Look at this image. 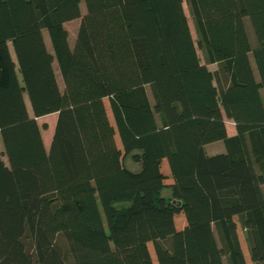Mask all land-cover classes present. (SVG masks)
<instances>
[{
	"label": "trees",
	"instance_id": "1",
	"mask_svg": "<svg viewBox=\"0 0 264 264\" xmlns=\"http://www.w3.org/2000/svg\"><path fill=\"white\" fill-rule=\"evenodd\" d=\"M83 1L0 0V264H264V0Z\"/></svg>",
	"mask_w": 264,
	"mask_h": 264
},
{
	"label": "rangeland",
	"instance_id": "2",
	"mask_svg": "<svg viewBox=\"0 0 264 264\" xmlns=\"http://www.w3.org/2000/svg\"><path fill=\"white\" fill-rule=\"evenodd\" d=\"M80 7H81L82 13L84 14L85 11H86V8H85V4H84L83 0H81ZM185 10H186V13L189 16V10H188L187 6H185ZM190 24L193 27V24H192L191 20H190ZM65 27H66V29L68 30V33H69V44H70L71 47H73L74 46V42L76 41V36H77L78 28H79V20L71 21V22L67 23L65 25ZM251 31H252V29H251ZM44 39H45V42L47 44L48 49L50 50L51 53H53L52 52V47H51V44H50V40H49V36H48V33L46 31L44 32ZM54 69H55L56 76H57V79H58V82H59V85H60V89L63 90V82H62V79H61V75H60V72H59V68H58L57 62H54ZM149 96H150L151 102H153L150 92H149ZM105 103H106V106H107L109 117L112 120L113 118H112V114H111L110 107H109V101L106 99ZM56 119H57L56 114L48 115V116H45V117H42V118L39 119V123L42 126L44 124L46 125V128L43 129V135H44V139H45V142H46L47 146L50 145V142H51V139H52V135H53V131H54V125L56 123ZM228 128H229V133L230 134L234 133V131H235L234 130V125L231 122H228ZM117 141H118V138H117ZM117 143H118L119 146H121L120 145V141H118ZM0 149H3L1 136H0ZM210 150H211V148H210ZM127 164H128V169H131L133 171L138 169L137 166L131 164L130 162H128ZM161 169H162L163 173L166 176H168V179H167L166 183L167 184H171L172 183L171 173L169 171V167H168V164H167L166 160H163L161 162ZM116 180L118 182L119 187H121V188H127L128 187L129 178H128V174H126L125 172L120 173L119 175H117L116 176ZM176 223H177V227L179 229H182L185 226V224H186L184 216L183 215H178L177 218H176ZM239 235H240V240H241L243 249L245 251L247 262H248V264H253L251 259H250V255H249L248 247H247V244H246L245 236H244V233H243V230L241 229V227H239ZM149 248H150V251L152 253L153 259L156 262V256H155V252H154V248H153L152 244H150Z\"/></svg>",
	"mask_w": 264,
	"mask_h": 264
},
{
	"label": "bare ground",
	"instance_id": "3",
	"mask_svg": "<svg viewBox=\"0 0 264 264\" xmlns=\"http://www.w3.org/2000/svg\"><path fill=\"white\" fill-rule=\"evenodd\" d=\"M117 138H118V137H117ZM118 141H119V138H118ZM118 141H117V142H118Z\"/></svg>",
	"mask_w": 264,
	"mask_h": 264
},
{
	"label": "crops",
	"instance_id": "4",
	"mask_svg": "<svg viewBox=\"0 0 264 264\" xmlns=\"http://www.w3.org/2000/svg\"><path fill=\"white\" fill-rule=\"evenodd\" d=\"M75 43V42H74Z\"/></svg>",
	"mask_w": 264,
	"mask_h": 264
}]
</instances>
